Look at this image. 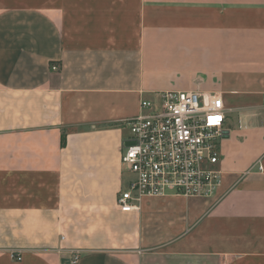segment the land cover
<instances>
[{"label": "crops", "instance_id": "1", "mask_svg": "<svg viewBox=\"0 0 264 264\" xmlns=\"http://www.w3.org/2000/svg\"><path fill=\"white\" fill-rule=\"evenodd\" d=\"M162 90L218 92L253 154L122 212L125 122ZM0 264H264V0H0Z\"/></svg>", "mask_w": 264, "mask_h": 264}, {"label": "built area", "instance_id": "2", "mask_svg": "<svg viewBox=\"0 0 264 264\" xmlns=\"http://www.w3.org/2000/svg\"><path fill=\"white\" fill-rule=\"evenodd\" d=\"M225 121L218 92L162 90L154 99H142L138 114L125 122L129 134L120 161L132 176L116 196L119 210H138L142 197L162 196L168 190L211 195L222 183L216 165ZM77 258L78 252H72L71 262Z\"/></svg>", "mask_w": 264, "mask_h": 264}, {"label": "rangeland", "instance_id": "3", "mask_svg": "<svg viewBox=\"0 0 264 264\" xmlns=\"http://www.w3.org/2000/svg\"><path fill=\"white\" fill-rule=\"evenodd\" d=\"M202 88H204V86H202ZM228 102H230V101H228ZM231 116H232V119H234L235 114L231 113L230 117ZM230 117H228V122L231 121ZM234 127L237 128V125ZM250 149H251V147L247 144H245V145L237 144L236 139H235V133H233V132H230L228 138H221L219 140L220 158L222 157V155H224V154L226 155V153H227L229 156V159H233V157L235 156V151H236L237 155H241L242 157L244 156L245 159H248L253 154L252 150H250ZM225 155L222 158H224ZM121 164H122L123 174H122V180L120 183V189H124L126 187L128 179L132 176V173L126 168V166L123 163H121ZM242 166H244L243 163H242ZM218 168H219V165H218Z\"/></svg>", "mask_w": 264, "mask_h": 264}, {"label": "trees", "instance_id": "4", "mask_svg": "<svg viewBox=\"0 0 264 264\" xmlns=\"http://www.w3.org/2000/svg\"><path fill=\"white\" fill-rule=\"evenodd\" d=\"M61 144L62 145L65 144V136L64 135H62V137H61Z\"/></svg>", "mask_w": 264, "mask_h": 264}, {"label": "water", "instance_id": "5", "mask_svg": "<svg viewBox=\"0 0 264 264\" xmlns=\"http://www.w3.org/2000/svg\"><path fill=\"white\" fill-rule=\"evenodd\" d=\"M223 136H224V137L227 136V131H226V130L223 132Z\"/></svg>", "mask_w": 264, "mask_h": 264}]
</instances>
